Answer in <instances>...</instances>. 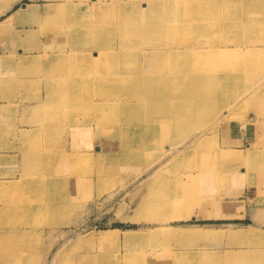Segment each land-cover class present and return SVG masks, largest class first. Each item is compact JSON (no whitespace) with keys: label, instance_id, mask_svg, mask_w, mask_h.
<instances>
[{"label":"rangeland","instance_id":"374dc122","mask_svg":"<svg viewBox=\"0 0 264 264\" xmlns=\"http://www.w3.org/2000/svg\"><path fill=\"white\" fill-rule=\"evenodd\" d=\"M42 2L0 51V264H264V0Z\"/></svg>","mask_w":264,"mask_h":264},{"label":"bare ground","instance_id":"6f19581e","mask_svg":"<svg viewBox=\"0 0 264 264\" xmlns=\"http://www.w3.org/2000/svg\"><path fill=\"white\" fill-rule=\"evenodd\" d=\"M14 1L16 0H8V3L5 4L4 6L0 7V14L6 9V7L9 5H11ZM142 5L145 6L146 8V4L143 3ZM191 8V6L189 7V9ZM135 23L137 25H140V22L139 20L135 21ZM194 58H197L199 57L198 55H193ZM250 58H253V57H250ZM10 61L7 60V58H2L0 59V66H3V65H6L8 64ZM153 89V87H147L145 89ZM149 95L154 99V104L148 106V111L150 113V115H158V111L159 110H166L167 108H170L171 105H173L172 103L170 105H168V101L171 100V99H177L179 101H182L184 102L185 100V95H179V94H175L173 93L171 90L169 89H165L163 92H156V91H151L149 92ZM189 95H192V94H189ZM180 104V103H179ZM179 112V111H178ZM167 115H172L174 113L172 112H166ZM158 119H163L162 121H160V123H165L166 121L168 122H171V124L174 126V128H176V126L174 125L175 123H178L180 121H184V119H179L178 117L177 118H166L164 115H160L157 117ZM157 120V119H156ZM164 128V127H162ZM167 129V128H166ZM153 134H156L155 137H159V135H164L165 133L163 132H159V131H153ZM204 142V141H203ZM230 155L227 156V155H224L223 157H226L228 159L229 162H231L232 164L234 165H242L244 164V161L243 159H240V158H237V157H241L240 154L236 153V152H232V153H229ZM250 156V155H249ZM244 172V168H241ZM250 171H253L252 169H250ZM242 175H244V173H242ZM182 184V183H180ZM188 185L183 187L182 185H179V191L182 193V194H189L190 191H189V187L190 185L189 184H186ZM179 192V193H180ZM182 200L184 201V204H189V202H191L190 198L188 196H185V197H181ZM185 204V205H186ZM224 209H232V207L230 206H226V208ZM230 216H233V215H230ZM175 217L177 218H192V219H195L194 216H190V212L188 210H180L178 213H175ZM121 230L120 229H112V230H106V231H100L96 236H92L91 238H89L86 243H90V244H95V245H98L100 247H105V246H108L112 243H117L118 241V233H120ZM124 232H128V231H124ZM122 232V233H124ZM125 234V233H124ZM253 233H249V235H252ZM191 236H193L194 234H190ZM240 237V235L238 236ZM134 237L132 234H128L126 236H124V239H123V243L124 244H128L129 242L133 241Z\"/></svg>","mask_w":264,"mask_h":264},{"label":"crops","instance_id":"0c3cea01","mask_svg":"<svg viewBox=\"0 0 264 264\" xmlns=\"http://www.w3.org/2000/svg\"><path fill=\"white\" fill-rule=\"evenodd\" d=\"M18 1V0H16ZM14 1L10 6L8 5L6 9L0 14V51L5 49H11L13 46L7 44L5 37L9 36V34H14L17 32H26L30 33L31 31L36 32V25L39 24L45 25L49 23V20L54 19L55 15L52 13L41 14L39 11L44 6L42 0H36V2L22 3L18 8H16V4ZM98 1V0H91ZM8 3V0H0V7L4 6ZM63 17V24L67 25L72 22L73 16L72 14H59ZM31 24V27H30ZM33 24V26H32ZM69 28V27H68ZM20 50V49H19ZM8 58V57H6ZM2 59V58H0ZM234 140H238L233 138ZM243 138H240V141ZM245 140V139H244ZM213 219H203L202 221H212ZM214 221V220H213Z\"/></svg>","mask_w":264,"mask_h":264}]
</instances>
